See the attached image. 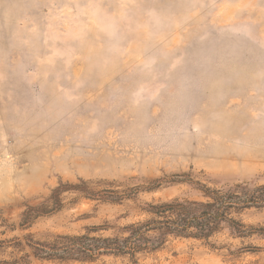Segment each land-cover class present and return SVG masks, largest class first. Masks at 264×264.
Segmentation results:
<instances>
[{
	"label": "rangeland",
	"instance_id": "1",
	"mask_svg": "<svg viewBox=\"0 0 264 264\" xmlns=\"http://www.w3.org/2000/svg\"><path fill=\"white\" fill-rule=\"evenodd\" d=\"M61 209L21 225L58 186ZM264 197V0H0V264H264V207L207 239L40 260L124 239L150 206Z\"/></svg>",
	"mask_w": 264,
	"mask_h": 264
},
{
	"label": "trees",
	"instance_id": "2",
	"mask_svg": "<svg viewBox=\"0 0 264 264\" xmlns=\"http://www.w3.org/2000/svg\"><path fill=\"white\" fill-rule=\"evenodd\" d=\"M68 190L87 193L78 186L60 185L40 206L28 207L22 215L21 225L25 226L36 217L52 214L61 209L60 195ZM208 202H174L169 205L150 206L149 213L162 220H152L143 224L130 225L123 231L129 234L124 239H93L87 236L65 237L64 244H30L33 256L40 260H80L96 254L122 255L146 247L148 233H157L159 240L152 245L157 249L167 236L181 238H209L219 227L226 223L237 234L244 236L243 226L228 217L232 210L242 211L249 208L264 207V197L241 186L233 190L214 191L201 188Z\"/></svg>",
	"mask_w": 264,
	"mask_h": 264
}]
</instances>
